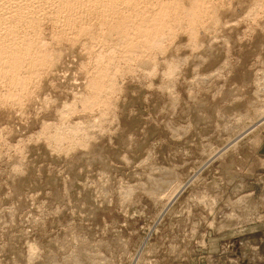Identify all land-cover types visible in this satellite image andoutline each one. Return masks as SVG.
<instances>
[{
	"label": "rangeland",
	"instance_id": "1",
	"mask_svg": "<svg viewBox=\"0 0 264 264\" xmlns=\"http://www.w3.org/2000/svg\"><path fill=\"white\" fill-rule=\"evenodd\" d=\"M162 1L18 22L0 264H264V0Z\"/></svg>",
	"mask_w": 264,
	"mask_h": 264
},
{
	"label": "bare ground",
	"instance_id": "2",
	"mask_svg": "<svg viewBox=\"0 0 264 264\" xmlns=\"http://www.w3.org/2000/svg\"><path fill=\"white\" fill-rule=\"evenodd\" d=\"M90 1V2H89ZM84 0H0V61L3 60L4 62L2 65H0L1 69H6L9 72L12 70L16 69L15 66L19 64L23 65L26 60L29 59L33 61L34 55L30 51L33 47L31 46V42L27 40L26 34L21 33L19 31L20 24L22 23L23 25H30L32 24L33 26L30 27H37L39 24L40 19H43L42 17H48L49 15L56 16L57 12H65L66 13V19L71 20L73 16H82L84 13L88 12H94V9L99 12H106L107 14L109 12L113 13L114 11L117 13V11H123L125 9L127 10H135L137 8V0H88V3L90 4H84ZM160 2V1H159ZM162 5L164 1L161 0ZM151 3V2H150ZM85 6H84V5ZM205 4V3H204ZM161 5V7H162ZM166 6L163 7H168L169 3L165 4ZM50 8H47V7ZM78 6V7H77ZM80 7H83L85 9L79 10ZM95 7V8H93ZM171 7V6H170ZM168 7V8H170ZM175 7V4H174ZM76 8V9H75ZM150 8V7H149ZM50 9V10H49ZM180 9V8H179ZM77 10V11H76ZM133 10V11H134ZM138 10V9H137ZM141 10V9H140ZM170 10V9H169ZM176 10V9H175ZM136 11V10H135ZM200 11V9H199ZM62 12V13H63ZM142 12V11H141ZM187 12V11H186ZM61 13V14H62ZM169 14V13H168ZM58 16V15H57ZM62 16V15H61ZM74 17V20L77 19V17ZM115 16V15H114ZM121 16V15H120ZM193 16V15H192ZM65 17V15L63 16ZM68 17V18H67ZM72 17V18H71ZM83 17V16H82ZM90 17V16H89ZM138 17V16H137ZM166 17V16H165ZM196 17V16H195ZM71 18V19H70ZM81 18V17H80ZM79 18V19H80ZM94 18V17H93ZM92 18V19H93ZM180 18V17H179ZM188 18V17H187ZM64 19V18H63ZM62 19V20H63ZM83 19V18H82ZM159 20V18H157ZM183 19V18H182ZM66 20L68 23H72L73 19L71 21ZM106 20V19H105ZM116 20V19H115ZM200 20V19H199ZM38 21V22H37ZM42 21V20H41ZM65 21V20H64ZM62 21V22H64ZM76 21V20H75ZM78 21V20H77ZM162 21V20H161ZM177 21V20H176ZM15 22L18 24L15 27ZM67 22L65 24H67ZM111 22V21H110ZM134 22V21H133ZM174 22V21H173ZM21 24V25H22ZM44 24V23H43ZM54 24V23H53ZM57 24V23H56ZM63 24V23H62ZM148 24V23H147ZM158 24V23H157ZM160 24V23H159ZM42 25V24H41ZM64 25V24H63ZM71 25V24H70ZM69 25V26H70ZM81 26V25H80ZM135 27H137L135 25ZM156 27V26H155ZM22 28V27H21ZM153 28V27H152ZM120 29V28H119ZM144 29V28H143ZM165 29V28H164ZM30 30V29H29ZM58 30V29H57ZM150 30V29H149ZM160 31V30H158ZM133 32V31H132ZM150 32V31H149ZM126 33V32H124ZM30 34V33H29ZM139 34V33H138ZM150 36V35H149ZM26 37V38H25ZM128 37V36H127ZM138 38V37H137ZM136 38V39H137ZM29 39V37H28ZM35 39V38H34ZM130 41V40H129ZM25 42V43H23ZM128 42V41H127ZM135 42V41H134ZM33 43V42H32ZM145 43V42H144ZM34 44V43H33ZM31 46L32 48H30ZM35 46V44L33 45ZM134 46V45H133ZM130 48V47H129ZM37 50V49H36ZM35 53V52H34ZM32 55V56H31ZM40 55V54H39ZM45 55V54H44ZM18 56V60L20 63H17L16 65L13 63L14 66H9L8 64L12 65L11 62L9 63L8 61L11 59H15ZM37 56V55H36ZM43 56V55H42ZM15 57V58H13ZM2 58V59H1ZM38 58V57H37ZM40 58V57H39ZM45 58V57H44ZM17 59V58H16ZM22 59V60H21ZM41 59V58H40ZM28 61V63L31 61ZM36 60V58H35ZM34 60V61H35ZM43 60V59H42ZM46 60V59H45ZM13 61V60H12ZM22 61V62H21ZM18 62V61H17ZM38 61H35V63ZM41 62V61H40ZM8 63V64H7ZM27 63V62H26ZM39 63V62H38ZM1 64V63H0ZM17 66V68H19ZM17 70V69H16ZM11 71V73H12ZM20 71V70H19ZM5 72V71H4ZM10 73V74H11ZM19 73V72H18ZM9 74V73H8ZM14 74V73H13ZM13 74H11L13 76ZM16 74V73H15ZM14 74V76H15ZM4 76V75H3ZM13 76V78H14ZM17 77V76H16ZM22 78V77H21ZM16 79V78H15ZM18 79V78H17ZM24 79V78H22ZM21 79V80H22ZM27 79V78H26ZM23 81V80H22ZM9 82V81H8ZM20 82V81H19ZM24 82V81H23ZM18 83V82H17ZM13 84V83H12ZM20 84V83H18ZM10 86V85H9ZM21 86V85H20ZM23 87V85H22ZM22 89V88H21ZM13 92V91H12ZM22 95V94H21ZM20 95V96H21ZM95 98V97H94ZM99 100V99H98ZM92 102V101H91ZM96 106V105H95Z\"/></svg>",
	"mask_w": 264,
	"mask_h": 264
}]
</instances>
